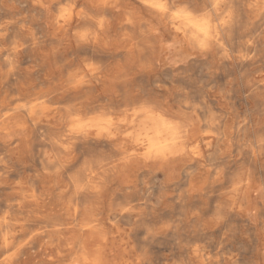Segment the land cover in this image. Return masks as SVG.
I'll use <instances>...</instances> for the list:
<instances>
[{"label": "bare ground", "instance_id": "1", "mask_svg": "<svg viewBox=\"0 0 264 264\" xmlns=\"http://www.w3.org/2000/svg\"><path fill=\"white\" fill-rule=\"evenodd\" d=\"M0 264H264V0H0Z\"/></svg>", "mask_w": 264, "mask_h": 264}, {"label": "crops", "instance_id": "2", "mask_svg": "<svg viewBox=\"0 0 264 264\" xmlns=\"http://www.w3.org/2000/svg\"><path fill=\"white\" fill-rule=\"evenodd\" d=\"M46 148V144L41 139L39 141L33 140L29 145L28 151H25V155H23L22 158L18 157L17 153H12L11 173L16 174L17 172H20L25 175L42 174L44 172V169L42 168L44 156L42 155ZM82 158V156L78 157L77 160H75L65 172H77V169L80 168V161Z\"/></svg>", "mask_w": 264, "mask_h": 264}, {"label": "snow or ice", "instance_id": "3", "mask_svg": "<svg viewBox=\"0 0 264 264\" xmlns=\"http://www.w3.org/2000/svg\"><path fill=\"white\" fill-rule=\"evenodd\" d=\"M152 6H153V7L160 8V9L165 10V11L167 10V9L165 8L164 4H162V3H155V4H153ZM174 16H175L176 18H184V19H187L189 23H192L191 18L188 16L187 13L184 12L183 9L177 10V11L174 13ZM201 30L203 31V29H201Z\"/></svg>", "mask_w": 264, "mask_h": 264}, {"label": "rangeland", "instance_id": "4", "mask_svg": "<svg viewBox=\"0 0 264 264\" xmlns=\"http://www.w3.org/2000/svg\"><path fill=\"white\" fill-rule=\"evenodd\" d=\"M192 88V84L190 83V84H188L187 86H186V89L188 90H190Z\"/></svg>", "mask_w": 264, "mask_h": 264}]
</instances>
